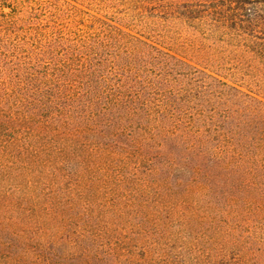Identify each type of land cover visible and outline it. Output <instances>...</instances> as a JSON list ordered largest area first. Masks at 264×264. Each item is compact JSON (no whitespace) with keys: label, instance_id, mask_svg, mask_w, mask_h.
Listing matches in <instances>:
<instances>
[{"label":"trees","instance_id":"1","mask_svg":"<svg viewBox=\"0 0 264 264\" xmlns=\"http://www.w3.org/2000/svg\"><path fill=\"white\" fill-rule=\"evenodd\" d=\"M106 1L0 0V247L151 200L264 218V94L151 38L195 23L264 89V0Z\"/></svg>","mask_w":264,"mask_h":264},{"label":"rangeland","instance_id":"2","mask_svg":"<svg viewBox=\"0 0 264 264\" xmlns=\"http://www.w3.org/2000/svg\"><path fill=\"white\" fill-rule=\"evenodd\" d=\"M35 1L20 0L23 6ZM105 4L116 6L108 0ZM193 26L196 24L174 20L167 25L175 32L173 39L155 37L154 32L151 38L199 67L206 66L264 94L255 74L248 76L247 67L230 58L229 52L222 50L228 55L225 57L210 53L208 36L197 38L204 41L203 49L197 40H187L185 37L197 36ZM216 58L224 62L213 61ZM229 60L237 63L236 69ZM258 76L264 79V75ZM93 199L98 203L99 199ZM152 204V213L136 209L124 216L100 212L97 219L85 218L82 224L80 219L69 221L63 231L56 228V222L53 226L46 220L44 229L38 222L29 223L27 229L5 237L7 245L0 247V264H264V218L260 213L249 209L246 218L231 215L225 202L219 204L218 212L200 203L187 208L151 200L147 208ZM24 210L29 217V206Z\"/></svg>","mask_w":264,"mask_h":264}]
</instances>
